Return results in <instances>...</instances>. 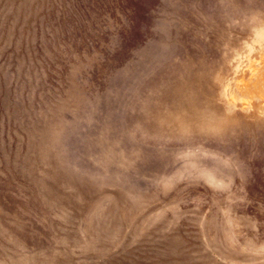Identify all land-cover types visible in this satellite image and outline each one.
Here are the masks:
<instances>
[{
	"label": "rangeland",
	"instance_id": "374dc122",
	"mask_svg": "<svg viewBox=\"0 0 264 264\" xmlns=\"http://www.w3.org/2000/svg\"><path fill=\"white\" fill-rule=\"evenodd\" d=\"M0 264H264V0H0Z\"/></svg>",
	"mask_w": 264,
	"mask_h": 264
}]
</instances>
